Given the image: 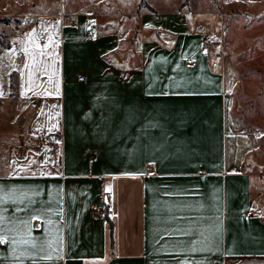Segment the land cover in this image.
<instances>
[{
    "label": "crops",
    "instance_id": "0c3cea01",
    "mask_svg": "<svg viewBox=\"0 0 264 264\" xmlns=\"http://www.w3.org/2000/svg\"><path fill=\"white\" fill-rule=\"evenodd\" d=\"M147 3L33 5L0 45V264H264L207 26Z\"/></svg>",
    "mask_w": 264,
    "mask_h": 264
},
{
    "label": "rangeland",
    "instance_id": "374dc122",
    "mask_svg": "<svg viewBox=\"0 0 264 264\" xmlns=\"http://www.w3.org/2000/svg\"><path fill=\"white\" fill-rule=\"evenodd\" d=\"M142 0H0V45L37 10L74 15L99 12L103 19L124 16ZM158 11L186 12L207 26L213 61L227 73L226 109L229 137L244 151L243 168L264 190V0H145ZM7 8H4V5ZM43 6V8H42ZM144 6V5H142ZM9 10H5L8 9ZM15 13H13V10ZM21 37V35H19ZM30 45H25L28 49ZM5 47V46H4ZM264 208V194L259 196Z\"/></svg>",
    "mask_w": 264,
    "mask_h": 264
},
{
    "label": "built area",
    "instance_id": "2783aa9c",
    "mask_svg": "<svg viewBox=\"0 0 264 264\" xmlns=\"http://www.w3.org/2000/svg\"><path fill=\"white\" fill-rule=\"evenodd\" d=\"M90 34H92V31L91 30H90ZM202 35H203V39H204V46H205V48L208 49L211 46L209 37H208L207 33H203ZM113 212H114L113 209L110 210V213H113ZM251 214H253V211L252 210H250V211H248L246 213V215H251ZM246 215H244V216H246Z\"/></svg>",
    "mask_w": 264,
    "mask_h": 264
},
{
    "label": "trees",
    "instance_id": "16d2710c",
    "mask_svg": "<svg viewBox=\"0 0 264 264\" xmlns=\"http://www.w3.org/2000/svg\"><path fill=\"white\" fill-rule=\"evenodd\" d=\"M142 5H145V6H149L148 5V3L145 1V0H142V2H141V6ZM5 47L6 46H9V43H6V45H4ZM14 88H15V85H14V83H12V89H13V91H14Z\"/></svg>",
    "mask_w": 264,
    "mask_h": 264
},
{
    "label": "snow or ice",
    "instance_id": "6c2138e0",
    "mask_svg": "<svg viewBox=\"0 0 264 264\" xmlns=\"http://www.w3.org/2000/svg\"><path fill=\"white\" fill-rule=\"evenodd\" d=\"M107 190L110 191L111 190L110 187Z\"/></svg>",
    "mask_w": 264,
    "mask_h": 264
}]
</instances>
